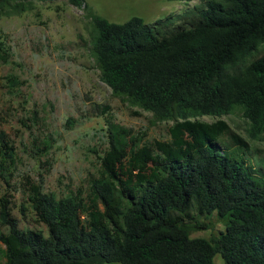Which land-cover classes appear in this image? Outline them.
Here are the masks:
<instances>
[{
	"label": "trees",
	"instance_id": "trees-1",
	"mask_svg": "<svg viewBox=\"0 0 264 264\" xmlns=\"http://www.w3.org/2000/svg\"><path fill=\"white\" fill-rule=\"evenodd\" d=\"M79 6L82 0H67ZM187 26L167 30L131 16L110 22L92 15L89 53L112 96L160 118L173 109L185 120L241 108L248 135L264 132V0H197ZM26 0H0V14H18ZM158 25V23L156 24ZM7 53L0 42V60ZM6 86H16L14 77ZM100 114L106 105H95ZM106 142L98 176L77 195L55 196L26 176L21 214L44 229L20 227L0 198V264H264V170L254 169L229 147L246 146L224 124L188 126V140L159 161L153 180L124 179L128 128L105 117ZM226 134L221 147L214 142ZM43 149H48L43 141ZM144 156L145 154L142 153ZM15 151L0 130V180L8 182ZM26 211V212H25ZM213 214L217 236L190 237Z\"/></svg>",
	"mask_w": 264,
	"mask_h": 264
},
{
	"label": "rangeland",
	"instance_id": "rangeland-1",
	"mask_svg": "<svg viewBox=\"0 0 264 264\" xmlns=\"http://www.w3.org/2000/svg\"><path fill=\"white\" fill-rule=\"evenodd\" d=\"M26 1V10L0 14V42L7 53L6 60H0V130L15 151L12 175L7 183L0 180V198L8 200L20 227L44 229L19 211V205H24L21 184L26 176L42 192L55 196H79L86 180L98 176L99 156L106 142L105 117L109 115L128 128L130 149L121 173L132 183L160 176L159 161L183 147L189 138L188 126L195 123L211 125L214 130L217 124L226 125L246 143L227 150L241 155L254 169L264 170V132L248 135L249 123L241 108L185 120L171 109L160 118L112 96L89 53L87 33L92 15L117 23L138 16L146 24L167 30L187 26L190 18L185 13L199 4L197 0H82L79 6L67 0ZM262 53L264 44L243 63ZM7 77L16 78V86L8 88ZM95 105H106L107 112L100 114ZM225 140L226 134L216 131L215 144L221 147ZM43 141L48 143L46 152ZM197 219L206 227L190 231V237L209 239L223 230L213 214ZM212 263L223 264V260L216 253Z\"/></svg>",
	"mask_w": 264,
	"mask_h": 264
}]
</instances>
